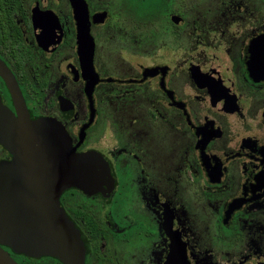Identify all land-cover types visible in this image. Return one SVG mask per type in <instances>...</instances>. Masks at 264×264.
I'll return each instance as SVG.
<instances>
[{
	"label": "flooded vegetation",
	"instance_id": "1",
	"mask_svg": "<svg viewBox=\"0 0 264 264\" xmlns=\"http://www.w3.org/2000/svg\"><path fill=\"white\" fill-rule=\"evenodd\" d=\"M2 65L31 120L109 168V187L59 196L84 264H264V0H0L17 120ZM3 191L5 215L26 211V188Z\"/></svg>",
	"mask_w": 264,
	"mask_h": 264
},
{
	"label": "water",
	"instance_id": "2",
	"mask_svg": "<svg viewBox=\"0 0 264 264\" xmlns=\"http://www.w3.org/2000/svg\"><path fill=\"white\" fill-rule=\"evenodd\" d=\"M81 43L84 45V41ZM87 65L91 91L96 81L92 74V49ZM145 72L153 75L155 69ZM2 76L18 119L7 118L2 105L0 143L9 147L13 159L0 163V244L6 243L16 252L32 257L52 256L63 264H84L80 234L61 209L59 196L68 187L90 192L109 187V168L94 151L73 153L70 139L60 125L44 119L31 120L13 76L3 65ZM5 187L28 190L26 199H16L17 203H28L26 211L16 216L4 214L5 201L10 202L4 194ZM0 264L18 263L0 246Z\"/></svg>",
	"mask_w": 264,
	"mask_h": 264
},
{
	"label": "rangeland",
	"instance_id": "3",
	"mask_svg": "<svg viewBox=\"0 0 264 264\" xmlns=\"http://www.w3.org/2000/svg\"><path fill=\"white\" fill-rule=\"evenodd\" d=\"M154 30V28H151V35L153 36V35H155L157 32L156 31H153ZM154 33V34H153Z\"/></svg>",
	"mask_w": 264,
	"mask_h": 264
}]
</instances>
